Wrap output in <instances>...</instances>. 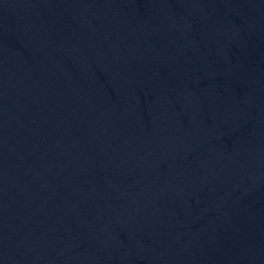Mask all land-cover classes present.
<instances>
[{
	"label": "water",
	"instance_id": "95a60500",
	"mask_svg": "<svg viewBox=\"0 0 264 264\" xmlns=\"http://www.w3.org/2000/svg\"><path fill=\"white\" fill-rule=\"evenodd\" d=\"M0 264H264V0H0Z\"/></svg>",
	"mask_w": 264,
	"mask_h": 264
}]
</instances>
